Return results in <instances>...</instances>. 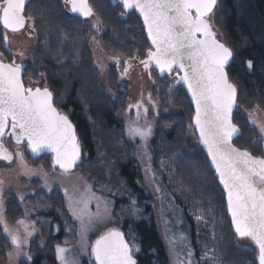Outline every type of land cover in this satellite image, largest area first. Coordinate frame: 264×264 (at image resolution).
I'll list each match as a JSON object with an SVG mask.
<instances>
[{
	"label": "trees",
	"instance_id": "trees-1",
	"mask_svg": "<svg viewBox=\"0 0 264 264\" xmlns=\"http://www.w3.org/2000/svg\"><path fill=\"white\" fill-rule=\"evenodd\" d=\"M89 4L94 15L86 19L73 16L64 0H28L24 12L25 16L35 19L36 28L34 48L25 62L23 80L25 75L33 80L42 77L44 85L55 93L61 110L69 113L81 143V161L76 168L89 171L94 190L113 200L112 221H116L128 243V236L135 233L140 246L136 254L139 264H169L162 234V205L155 191L157 185L165 188L173 204L183 210L196 261L205 264L201 261L204 246L216 245V255L223 264H257L254 245L238 244L234 238L223 192L190 127L193 108L185 88L169 76L158 77L151 70L161 109L170 112L151 123L147 156L140 138L128 135V127L119 119L127 101V87L119 82L115 71H110L109 86L114 95L102 90L89 44L97 32L100 45L108 55L138 61L146 58L150 46L134 11L125 12L118 0H89ZM244 5L247 9L242 13ZM211 21L221 42L233 52L227 71L238 88V108L233 112V122L241 129L234 144L253 155L264 156V144L256 143L260 140L259 129L248 120L253 110L256 115L264 116V0H218ZM97 22L100 31L93 27ZM2 35L0 29V52L9 61L11 52L4 47ZM248 61L253 63L251 69L247 68ZM149 163L159 178L155 182L151 173L145 171ZM45 198L36 194L26 201L38 212L50 209L43 201ZM133 200L136 212L129 211ZM58 203L56 236L52 235L51 216H37V225L42 236L49 239V246L43 249L31 246L32 264H59L50 243L78 241V224L67 217L61 199ZM194 204L203 207L208 220L207 225H199V232L190 214ZM6 208L9 218L20 215L19 207L13 202ZM209 208L214 210V218ZM65 223L75 230L73 238H67ZM214 225L221 239L212 238ZM94 226L98 232L104 229ZM5 248L0 233V258L4 257ZM85 261L91 264L89 256Z\"/></svg>",
	"mask_w": 264,
	"mask_h": 264
},
{
	"label": "snow or ice",
	"instance_id": "snow-or-ice-1",
	"mask_svg": "<svg viewBox=\"0 0 264 264\" xmlns=\"http://www.w3.org/2000/svg\"><path fill=\"white\" fill-rule=\"evenodd\" d=\"M26 2L27 0H0L2 42L9 52L8 33L27 31L30 37L35 33V19L24 14ZM64 3L70 5V11L79 16L87 18L94 15L89 0H64ZM119 3L125 12L135 11L143 20L151 46L146 52V59L140 60V64L146 70L155 65L161 74L173 71L183 73L178 75L176 83L186 86L191 96L195 111L190 127L194 126L193 130L198 132V142L204 146L219 184L223 186L234 238L238 244L250 241L255 246L258 264H264V156L253 155L234 144V139L241 134V129L233 122V111L238 108V88L227 71L233 52L218 38L210 19L218 8V0H119ZM93 27L97 31L101 30L99 22ZM16 55L23 58L24 52ZM116 63H120L119 58H116ZM124 65L123 74H127L130 65L128 61H124ZM252 67V61H248L247 68ZM24 68L15 59L7 62L4 53L0 52V161L17 163L24 169V175L35 174L25 162L22 151L13 153L6 147L5 137L9 136L17 146L26 143L27 149L34 156L45 150L50 151L53 154V170L58 166L62 174H70L82 155L76 128L69 113L61 110L55 93L46 83L43 87L25 84ZM148 103L152 105L151 110L155 111L156 102L151 96L148 97ZM133 107L136 109V120L129 124L127 132L132 138H140L147 156V140L152 135V124L145 120L144 125H141L139 121L141 110L146 117L150 109L143 101L129 105L130 109ZM248 120L259 129L260 140L256 143L264 144V122L258 121L255 110L249 112ZM148 159L150 161L151 157L148 156ZM163 164L162 161V166ZM145 171L151 173L153 182L159 179L150 163ZM3 185L4 181L0 180V229L13 248L8 256L11 258L15 254L32 264L31 255L24 249L33 236L35 227L25 219H18L15 228L8 224L5 218ZM45 187L51 191L47 181ZM64 191L69 211L80 221L82 247L86 248L85 234L94 223L102 219L100 205L97 204V212L92 214L87 211L89 201L85 197L88 189H85L80 198L70 196L67 189ZM155 191L161 193L159 185ZM19 199L23 202L25 196L21 194ZM135 203L133 200L129 206L130 212L138 211L134 207ZM169 204L175 214L179 209L173 207L172 202ZM107 211L105 208V212ZM208 212L215 217L214 210L209 208ZM190 214L195 219L198 232L200 224L207 225L208 220L202 206L194 204ZM167 223L165 221L166 232L170 231ZM178 223L182 225L183 220L179 219ZM20 228L23 229V235ZM212 233L214 240L221 239L216 235L215 225ZM169 244L170 251L175 256V264H200L194 259V250L185 232L173 234L169 238ZM240 246L244 247L243 244ZM217 250L216 245L212 248L205 245L201 261L205 264H223L222 259L216 255ZM55 251L59 264H75L66 255L70 249L58 245ZM134 251L139 252V246L135 243L130 245L126 242L124 233L116 229L107 231L91 245V256L95 264H137L133 258Z\"/></svg>",
	"mask_w": 264,
	"mask_h": 264
},
{
	"label": "rangeland",
	"instance_id": "rangeland-1",
	"mask_svg": "<svg viewBox=\"0 0 264 264\" xmlns=\"http://www.w3.org/2000/svg\"><path fill=\"white\" fill-rule=\"evenodd\" d=\"M246 9L247 7L245 5L242 6L241 12L245 13ZM8 36H9L8 48L11 49V60L15 59L17 63L23 64L25 66V62L29 60L31 52L34 48V44H35L34 34L30 37L27 31H21L15 34L8 33ZM93 37H95V40H93ZM89 50H90L93 66L97 71L99 85L106 94L114 95L112 88L109 86L110 71H115L117 75L116 77L118 78L119 82L125 84V86L127 87L128 90L127 101L125 103V106L120 110V114H119L120 122L125 127H128L132 121L136 120V109L134 107L130 109L129 105H135L138 101H143L144 105L150 109L146 117L143 113V110H141L140 113L141 119L139 121L141 125H144L145 120L149 123H152L155 119H157L161 115H165L170 112L161 109L158 98L155 95V87L153 86L154 75H152V71H150L149 69L143 70L141 64L139 63L140 61L136 59L135 60L119 59L120 63L117 64L116 58L108 55L102 49L98 39L97 32L92 36V39L90 40ZM21 51L24 52L23 58H21L19 55H16ZM11 60L7 62H11ZM124 61H128V64L130 65L127 74H123L125 67ZM169 77L171 80L172 79L177 80L178 73L174 72L171 75H169ZM24 78H25L24 82L27 86H32V87L44 86V79L42 77L37 78V80H33L31 79V77L25 75ZM149 96H151L152 100L156 102L157 107L155 111L151 110L152 105L148 103ZM157 112L159 113L158 116L156 115ZM257 118L259 122H264V116H261L260 113H257ZM189 133L192 136V133L190 131ZM149 138L147 142L149 141ZM28 157H30V155L28 154L24 155L25 162L27 163L28 167L32 169L33 172L35 173L30 176L24 175L23 174L24 169L19 167L18 164L15 162L12 164H0V180L4 181L3 202H4L5 211L7 209L6 200L11 195H14L17 202L21 204L22 202L19 199V195L21 194L26 197L28 195H31L32 193H35L38 189H43L46 192H48L49 188L45 187V181H47L48 185L51 186V189L58 188L59 190L63 191L64 195H65L64 190L67 189L68 194L75 198H80L84 194L85 189H88V195L87 197H85L89 201L87 204V211L92 214H95L97 212V204L99 203L102 219L94 224H96L98 227H104V229L98 232L99 230L93 224V226L85 234L87 240V247L86 248L82 247L81 234H80V221L75 216H73L72 212L70 211L71 218L74 219V221L78 224L79 227L77 234L79 235L78 241L70 242L71 239H69L65 243L68 245H59V246L70 249V251L66 255L69 257V259L74 260L75 264H90L88 261L84 262V260L87 259V256H89L91 260L90 247H88V242L92 240L96 234L99 235L107 229L119 228V226L115 225L116 221L115 222L112 221L114 219V217L111 215L113 208V200L110 199L108 196L97 193L94 190L93 184L89 180L90 179L89 171L75 167L74 169H72L70 174H62L59 168H55V171L53 170V167L50 165L51 160L49 155H46V158L43 159L42 162H38L37 164L35 162H32L30 159H28ZM45 173L47 175H44ZM161 190H162L161 193H158L159 194L158 198L162 205L161 223L163 229L162 234L165 240L164 241L165 250L167 251L168 254L169 264H175V256L170 251L169 238L173 234L183 231L188 235L190 239L191 238L190 229H189V224L184 216L183 210L179 208L177 205L173 204V202L171 201V196L165 190V188H162ZM161 197L164 198L161 199ZM169 202H172L173 207H177L179 209L178 211L175 212V214L170 208ZM21 207L23 209V216L18 219H25L30 225H34L35 227V232L33 236L29 238V243L24 249L25 251L29 252L28 249L31 241L35 240L39 245H43V244L40 239L38 238L36 239V237L38 236V228L34 217L35 210L23 204H21ZM105 208L108 209L107 212H105ZM25 213H27V215H25ZM59 213H61V215L63 214L61 209L59 210ZM5 216H6V212H5ZM179 219L183 220L182 225L178 223ZM17 220L7 221V222L9 225L15 228ZM165 221H168L167 229H170V231L166 232ZM19 231L21 235H23V229L20 228ZM0 233L3 239H5L6 242L8 243V247L4 249L5 250L4 257L0 258V264H22L23 262H27L24 260L23 257H17L15 256V254H13L11 258L8 256V253L13 251L12 245L10 243V240L2 234V229H0ZM65 233L67 234V238H73V236H75V230H72V227L69 228L66 223H65ZM133 237H135L134 232L133 234L131 233L128 236L129 244L131 245L135 243L138 246V240H136L135 238V241H133ZM242 243L246 245L251 244L250 241H242ZM57 246L53 248V252L55 256H56L55 250ZM133 254L136 255L137 252L134 251ZM194 259L196 260L195 255H194ZM92 262L93 261L91 260V264Z\"/></svg>",
	"mask_w": 264,
	"mask_h": 264
},
{
	"label": "flooded vegetation",
	"instance_id": "flooded-vegetation-1",
	"mask_svg": "<svg viewBox=\"0 0 264 264\" xmlns=\"http://www.w3.org/2000/svg\"><path fill=\"white\" fill-rule=\"evenodd\" d=\"M5 145L9 149V151H11L13 153H15L16 151H22L24 153V155L25 154H28L29 155V153H28V151L26 149V143H22L21 145L17 146L15 144V142L9 136H6L5 137ZM46 155H48V154L43 153L40 156L34 157V158L30 156V157H28V159H30L32 162H35L37 164L38 162H42V160L46 158ZM49 156H50V160H51V155H49ZM0 164H8V163L7 162H4V161H0ZM50 165L53 167L52 161H50ZM36 194H38V195H44L46 197L45 200H43V201L45 202L46 205L49 206L50 209H45V210L39 209V211L37 212L30 204H28V202L26 201L27 197L33 196V195H36ZM59 199H61V201H62V207H64V209L67 211V213H66L67 214V217L71 221L74 222V219L71 218V214H70V211H69L68 206H67L68 205V203H67L68 201H67V199H66L63 191L59 190L58 188H53V189H51V191H48V192H46L43 189H38L35 193H32L31 195L26 196L25 199H24V201L21 204H23V205H25V206H27V207L35 210L34 217H35L36 224H37V216L38 215H44V216H47V217H49V215H50L51 216V223L50 224H51V228H52L51 229L52 230V235L56 236L57 233H58V218L57 217H58V207H59L58 206L59 205L58 201H59ZM6 202H7V205H8L9 202L15 203L19 207V210H20V215L17 216V217H14V218H9L7 216V214H6L5 217H6V220L7 221H14V220H17L18 218H20V217L23 216V209L21 207V204H19L17 202V200L15 199L14 195H11L6 200ZM37 228H38V236L36 237V239L37 238L40 239L42 241V244L43 245H39L35 240L31 241L30 244H29V249H28L30 255H31L30 248L33 245H35L39 249H43V248H46V246H49L48 245L49 244V239L46 238V237L44 238L42 236V230H41V227H39V225H37ZM78 229H79V227H78ZM111 229L105 230L103 233L95 236L92 239L91 242L90 241L88 242V247H90V255H91V245L95 242V240L98 239L101 235H103L104 233H106L107 231H109ZM113 229H116V230H118V231H120V232L123 233V231L120 228H113ZM3 240H4L5 246L7 248L8 247V243L6 242L5 239H3ZM125 240H126V242H128L127 239H126V237H125ZM189 240H190V243H191V247L193 249V245H192V242H191V238ZM50 244H51L52 251H53V248L55 246H57V245H68V244H65L63 242H58V241L57 242H51ZM138 246H139V244H138ZM52 254H53V256H54V258L56 260V256H55L54 252ZM133 256L136 259V256L135 255H133ZM90 257H91V260L93 261L92 256H90ZM136 261H137V264H139V262H138L137 259H136ZM92 263L95 264L94 262H92Z\"/></svg>",
	"mask_w": 264,
	"mask_h": 264
},
{
	"label": "water",
	"instance_id": "water-1",
	"mask_svg": "<svg viewBox=\"0 0 264 264\" xmlns=\"http://www.w3.org/2000/svg\"><path fill=\"white\" fill-rule=\"evenodd\" d=\"M27 2H28V0H27ZM27 2H26V4H27ZM122 6V5H121ZM68 8H69V11H70V5H68ZM123 8V7H122ZM131 11V10H130ZM135 12V11H134ZM70 13L73 15V16H75V17H79V18H82V19H86L85 17H82V16H79L78 14H74V13H72L71 11H70ZM135 14L139 17V14L137 13V12H135ZM88 18V17H87ZM139 19L141 20V24H142V26H143V20H142V18L141 17H139ZM143 29H144V27H143ZM144 32H145V35H146V38H147V33H146V31L144 30ZM147 40H148V38H147ZM148 43H149V46H151V44H150V41L148 40ZM141 67H142V69L143 70H146L144 67H143V65H141ZM149 69H153V70H155L156 72H157V75H158V77H163V76H168V75H170V74H172L173 72H178V71H173L172 73H167V72H165V73H163V74H161L160 72H159V70L158 69H156V67H155V65H151L150 67H149ZM179 73V72H178ZM180 75H183V73H179ZM184 88H185V90H186V92H187V95H188V98H189V101H190V103H191V105H192V108H193V115H194V106H193V104H192V102H191V96H190V94L188 93V91H187V88H186V86H184L182 83H180ZM235 110V109H234ZM234 112V111H233ZM192 115V116H193ZM192 118V117H191ZM192 128L194 129V126H192ZM194 133H195V136H196V143L198 144V146L202 149V151H203V153H204V155L206 156V158H207V161H208V164H209V166H210V168L212 169V171L214 172V174H215V170H214V168L211 166V161H210V159L207 157V152H206V150L204 149V146L202 145V144H200L199 142H198V136H199V134H198V132H195L194 131ZM26 149H27V146H26ZM241 150H244V149H241ZM27 151H28V153H29V155L31 156V157H38V156H40L41 154H43V153H48V154H50L51 155V161L53 160V154L50 152V151H48V150H45V151H43V152H41L38 156H34L33 154H31V152H30V150H28L27 149ZM81 160V159H80ZM80 163V161L78 162V164ZM77 164V165H78ZM57 168H59L58 166H57ZM215 176H216V174H215ZM216 179H217V183H218V186H219V188L221 189V191L223 192V186L222 185H220L219 184V179H218V177L216 176ZM225 204H226V201H225ZM229 217V222H230V226H231V218H230V216H228ZM232 228V227H231ZM232 231H233V229H232ZM234 232V231H233ZM255 247V246H254ZM134 259H135V257H133ZM92 259H93V262H94V258L92 257ZM136 260V259H135ZM257 261V260H256ZM95 263V262H94ZM257 264H258V262H257Z\"/></svg>",
	"mask_w": 264,
	"mask_h": 264
}]
</instances>
